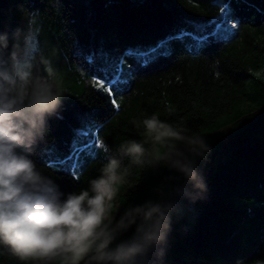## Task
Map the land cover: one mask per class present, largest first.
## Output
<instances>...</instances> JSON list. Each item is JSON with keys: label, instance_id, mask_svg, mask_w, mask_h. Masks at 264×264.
<instances>
[{"label": "trees", "instance_id": "16d2710c", "mask_svg": "<svg viewBox=\"0 0 264 264\" xmlns=\"http://www.w3.org/2000/svg\"><path fill=\"white\" fill-rule=\"evenodd\" d=\"M224 7L236 23L229 36L174 29L191 18H212ZM5 38L0 62L11 63L14 52L19 63L33 38L31 72L43 73L51 65L60 76L81 78L82 88L47 118L45 136L28 153L65 196L99 175L107 159L99 141L109 155L131 162L116 149L124 140L141 138L134 119L157 113L185 126L187 135L203 137L208 150L200 154L168 160L146 155L132 165L116 220L146 202L167 213L191 189L181 246L172 244L177 224L172 221L164 239L137 264H264V0H0V41ZM136 42L146 48L140 53L152 55L137 60L128 50ZM87 54H118L132 62L128 84L115 86L118 74L101 78L103 87L94 86L93 76L82 73ZM49 145L59 156L46 153ZM176 160L193 167L202 188ZM181 215L173 210L171 216ZM134 230L135 225L117 242ZM0 264L23 262L0 246Z\"/></svg>", "mask_w": 264, "mask_h": 264}, {"label": "clouds", "instance_id": "9594fccd", "mask_svg": "<svg viewBox=\"0 0 264 264\" xmlns=\"http://www.w3.org/2000/svg\"><path fill=\"white\" fill-rule=\"evenodd\" d=\"M0 44L6 48L7 39ZM10 59L0 62V246L23 264H137L164 239L167 215L160 204L146 202L116 220L120 188L144 156L168 160L185 152L200 154L208 150L203 137L187 135L185 126L161 120L157 113L134 119L141 138L124 140L116 149L131 162L109 155L101 141L107 159L99 175L65 196L28 155L61 104L62 78L51 65L33 73L17 67L14 52ZM174 163L196 187H203L193 167ZM133 225L131 237L117 242Z\"/></svg>", "mask_w": 264, "mask_h": 264}, {"label": "rangeland", "instance_id": "374dc122", "mask_svg": "<svg viewBox=\"0 0 264 264\" xmlns=\"http://www.w3.org/2000/svg\"><path fill=\"white\" fill-rule=\"evenodd\" d=\"M236 26V23H234L232 20L229 19V9L228 7H224L221 12L212 18L206 19V20H200V19H188L186 21H181L177 25L174 26V29L181 28L182 30H186L187 32L192 36L197 35H208L209 32L212 33L214 36H221L226 37L231 35V33L234 31V28ZM189 36H186L184 41L188 42ZM35 40L38 41L37 36H35ZM33 40L30 43L29 51L25 52L24 59H22L18 64L17 67L20 70H31L32 69V62L34 61V54H31V49L36 48L37 42ZM164 44L169 43L168 39L164 38ZM188 43H186L187 45ZM139 49H146L144 44L141 42L133 43L129 46L128 50L131 52L134 51L136 54L137 60H144L149 56L143 55V53H140ZM87 60H88V69L86 67L82 68V73L84 76H93V78H90L89 82L92 83L94 86L101 88V84L104 85L105 80H102L101 78H109L112 76H117L119 74V77L117 76V80L115 81V86L123 87L124 85L128 84L130 77H131V71L133 67L132 62H127L122 55H114V56H108L107 54H87ZM121 68V70H120ZM123 68V69H122ZM100 77V78H99ZM62 78V84H63V91L64 94L61 98V104L66 103L72 98V94L76 93L79 89L82 88V82L81 78L79 77H71L70 75H67L65 78L64 76H61ZM85 126L89 129H92V122L90 119H86ZM78 142L77 139L74 140L72 146H74ZM46 153L50 156L57 157L59 154H56L54 152L53 146L45 147ZM102 149V148H101ZM123 187L120 188V191L118 193V196L116 198V207L121 204L123 196H121V193H123L122 190ZM191 190V189H190ZM190 190L185 192L183 197L176 201L175 203L172 202L168 207V211L166 213L167 215V221L168 223H171L172 221L176 224L172 228L176 230V232H172L174 238H176V241L172 244L174 245V248L180 247L179 240L183 236L184 229L182 228L183 224L187 220L186 216V204L187 200L186 198L189 197ZM173 210H176L177 213H181V216H171ZM173 247V246H172ZM171 248V253L176 252V249ZM170 256V255H169Z\"/></svg>", "mask_w": 264, "mask_h": 264}, {"label": "snow or ice", "instance_id": "6c2138e0", "mask_svg": "<svg viewBox=\"0 0 264 264\" xmlns=\"http://www.w3.org/2000/svg\"><path fill=\"white\" fill-rule=\"evenodd\" d=\"M101 87H103V84H101ZM113 86L109 83V88H108V91H111V88H112ZM100 142H98V144H99Z\"/></svg>", "mask_w": 264, "mask_h": 264}, {"label": "built area", "instance_id": "2783aa9c", "mask_svg": "<svg viewBox=\"0 0 264 264\" xmlns=\"http://www.w3.org/2000/svg\"><path fill=\"white\" fill-rule=\"evenodd\" d=\"M100 142V141H99Z\"/></svg>", "mask_w": 264, "mask_h": 264}]
</instances>
